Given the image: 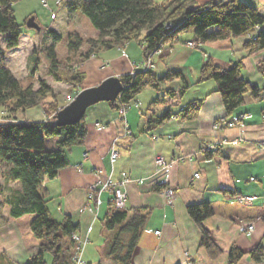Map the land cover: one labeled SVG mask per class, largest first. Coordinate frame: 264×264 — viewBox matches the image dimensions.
Here are the masks:
<instances>
[{
  "label": "crops",
  "instance_id": "1",
  "mask_svg": "<svg viewBox=\"0 0 264 264\" xmlns=\"http://www.w3.org/2000/svg\"><path fill=\"white\" fill-rule=\"evenodd\" d=\"M196 1L204 4L211 0ZM243 1L258 6L264 14V0ZM187 33L188 36L182 35L180 42L159 55L162 63L157 64L154 71L157 75L162 76L168 70L183 73L182 77L160 84L157 90L162 91L165 103L152 105L155 94L151 100L139 94L135 101L139 118L133 117L132 112L127 115L131 107L125 117H121L106 101L92 105L84 116V142L74 144L67 151L69 163L56 178L43 183L52 216L61 220L69 214L79 224L77 233L85 241L81 264H115L107 256L106 233L102 226L115 190L100 192L97 205L89 197L97 172L118 183L117 187L125 193L126 207L149 210L146 228L131 264H227L233 245L245 251L238 264H264V261H253L249 254L250 249L264 242V148L260 147L264 141V100L257 102L247 95L245 103L233 113V118L245 117L239 120V125L229 126L223 122L226 110L220 92L216 91L217 82L213 79L198 82L208 58L223 68L242 60V76L264 87V75L259 69L264 49L250 54L244 47L248 35L201 43L203 53L197 54L186 46L188 38L196 40V36L193 30ZM118 49H125L124 55L118 51L116 57H109L101 50L102 56L98 52L84 61L80 70L87 75L85 87L112 75L131 73L144 59L140 44L131 42ZM166 54L168 56L162 57ZM104 63L108 67L103 69ZM90 78L93 81L88 83ZM190 91L193 93L187 101L205 97L196 119L187 121L173 116L154 129L148 128L146 122L152 114L163 112L166 106L177 112L187 102L185 97ZM46 117L42 105L15 116L18 120L37 122ZM216 123L218 127L214 126ZM207 145L219 148L213 158L205 156ZM113 148L119 153L114 161L111 159ZM157 155L164 156L170 163L168 170L158 171ZM3 167L8 169L9 166L0 164V172L6 175L0 182L3 185L1 198L5 196L0 200V264H27L39 251L40 242L30 228L32 214L20 218L10 216L9 202L20 196L22 187ZM124 172L129 179L122 183ZM195 173L199 176L195 177ZM164 177L169 178V185L175 190L171 201L158 189ZM240 195L259 198L253 204H244L238 200ZM204 201L211 202L215 210L204 224L224 249L217 259H211L200 247V227L187 210L189 205ZM245 221L255 223L252 235L241 231V223ZM47 260L50 264L51 256H47Z\"/></svg>",
  "mask_w": 264,
  "mask_h": 264
},
{
  "label": "trees",
  "instance_id": "2",
  "mask_svg": "<svg viewBox=\"0 0 264 264\" xmlns=\"http://www.w3.org/2000/svg\"><path fill=\"white\" fill-rule=\"evenodd\" d=\"M68 5L70 11L84 13L98 31L97 36L87 39L78 32L70 34L68 48L77 56L79 54L82 61L101 50L122 48L133 41L141 45L146 57L163 44L171 49L181 41L182 34L190 30L196 36V40L192 41H197L198 46L209 41L249 35L244 47L250 54L264 49V14L258 6L243 0H211L204 4H198L196 0H71ZM49 32L54 37V43L46 47L51 78L38 75V82L24 85L7 65L8 52L16 49L20 43L22 24L16 18L14 0H0V34L5 36L6 42L5 48L0 46V107H7L9 112L6 119L0 120V164L9 166L6 172L22 187L20 196L9 202L10 216L20 218L33 215L30 228L40 245L39 251L27 264H48L47 256L52 258L50 264H73L76 243L72 235L78 231L79 224L69 214H65L61 220L52 216L43 183L58 176L59 171L69 163L67 151L85 140V117L80 123L60 126L56 123L55 115L67 104L60 100L64 86L69 84V87L75 88L85 81L87 75L82 70H68V75L61 73V58L56 43L62 36L53 28ZM39 66L40 58L37 56L33 75L37 76ZM243 67L242 60L223 68L208 58L201 68L198 82L209 79L217 82L216 91L220 92L226 110L223 122L236 119L233 113L245 103L247 95L257 102L264 100V87L245 79L242 76ZM259 69L264 75V59L259 63ZM182 76L180 70H168L159 76L154 70L138 68L134 73L121 75L123 90L114 102L108 103L120 114L119 109L131 107L144 88L158 89L162 82ZM169 92L175 93L173 89H169ZM204 101L205 97L193 98L177 112L171 106H166L163 112L154 113L147 119L148 128L154 129L173 116L192 121L198 117ZM162 103H165L164 97H156L151 104ZM39 105H44L47 116L44 121L12 118L18 111ZM43 134L60 137L55 148H46ZM208 146L204 148V153L210 159L219 152V148L209 149ZM165 187L158 185L160 191H164ZM2 193L3 185L0 183V196ZM187 210L200 227V247L206 250L211 259H217L224 249L204 224L215 213L213 204L204 201L189 205ZM148 218L147 208H120L110 201L102 226L106 233V253L113 263H132ZM262 219L264 221V213ZM244 254L243 249L233 245L229 249L227 264H238ZM249 254L253 261H264V242L250 249Z\"/></svg>",
  "mask_w": 264,
  "mask_h": 264
},
{
  "label": "rangeland",
  "instance_id": "3",
  "mask_svg": "<svg viewBox=\"0 0 264 264\" xmlns=\"http://www.w3.org/2000/svg\"><path fill=\"white\" fill-rule=\"evenodd\" d=\"M47 1L49 2L50 9L42 4V0H14V9H15L16 18L18 22L22 24L23 34L20 38V43L18 47L8 52L7 65L12 70L14 75L17 78H19L24 85H29L31 83L38 82V75L49 76V60L47 56L46 47L54 43V37L49 32L50 28L57 30L62 36L61 40L56 43V49L59 57L61 58L60 71L63 75L65 74L68 75L67 74L68 70L69 71L80 70L82 64L84 63V61H82L79 54L77 56V53L70 52L68 48L70 34L73 32H78L82 37L87 39L90 37L97 36L98 33L97 29L94 27L90 19L84 13H82L79 10L70 11L68 3L71 0H62V4H56L57 0H47ZM157 1L165 2L166 0H157ZM32 15L36 17L37 22L41 25L42 27L41 31H36L27 26V20ZM182 35L188 36V33L187 34L183 33ZM188 39H189L188 41L193 40L191 38ZM132 43L139 46L138 42L133 41ZM0 46L3 48H5L6 46L5 36L3 34H0ZM186 46L193 48V50L196 51L197 54L203 53L202 47H200V45L191 47L189 42H186ZM86 48L87 46L84 47V49ZM166 49L167 48H164L162 50V53ZM118 51L121 50H119L117 47L108 50L104 49V52H107L106 54L109 57H116V55L119 54ZM125 51H126L125 49L122 50L121 54L124 55ZM162 53L161 52L153 53L144 57L143 61L139 64V66L136 67L135 70H133V72L131 73H134L138 68L142 70L156 71L157 64L162 63V60L159 58V55ZM99 55L100 56L103 55L102 51H99ZM37 56L40 58V66H39L38 74L37 76H35L32 74V70L35 66V59ZM105 64L107 63H104V65ZM104 65L102 64L103 69L105 67H108V65L105 66ZM91 81H93L92 78L89 79L88 83H90ZM84 83L85 81L82 82L81 85L75 88L69 87V89L67 88V85H65L64 86L65 90L61 91L60 100L62 102H67V104L71 102L76 95V94L75 95L72 94L85 88ZM191 93L193 92L190 91L187 94L188 96L185 97V101L190 99ZM69 94L72 95L71 96L72 99L68 98V96H70ZM154 94H155V98L163 97L162 91L153 89L152 87L149 86L144 88V90L140 93L141 97L143 96L144 98L147 96L150 97V100L152 99V95ZM42 106L44 108V105ZM142 109L144 112H147V109L145 110L144 106H142ZM129 112H132L133 117L139 118V114H138L139 111H138V106H136V102L132 103L128 113L126 111L127 115L129 114ZM18 114H23V111H18L14 113V115H12V118H15V116ZM7 116H9L7 107H0V120L6 119ZM216 124H214V126H216ZM59 138L60 137L58 136L44 135L46 148L47 149L55 148L56 142ZM260 147L264 148L262 144L260 145ZM2 169L5 170L6 172L5 167H3ZM5 178L6 175L0 172V182H3ZM96 180L97 177L95 178L94 182H96ZM1 196H0V200L5 198V196L3 198H1ZM52 208H54L53 205ZM53 213L55 215L56 211H54Z\"/></svg>",
  "mask_w": 264,
  "mask_h": 264
},
{
  "label": "built area",
  "instance_id": "4",
  "mask_svg": "<svg viewBox=\"0 0 264 264\" xmlns=\"http://www.w3.org/2000/svg\"><path fill=\"white\" fill-rule=\"evenodd\" d=\"M58 4H62V0H57L56 1ZM42 4L50 9L49 2L47 0H42ZM169 26H172L170 24ZM189 44L191 47H195L198 45L197 41H189ZM165 48L164 44L161 46V48L157 51H153L150 54L153 53H162V50ZM149 54V55H150ZM68 98L72 99L71 96ZM71 101V100H70ZM128 107L124 106L121 109H119L120 115L122 117L125 116V113L127 111ZM245 117V115H242L238 119H235L232 122H228L227 124L230 126H235L236 124L239 125V120ZM225 121V119H224ZM226 123V122H224ZM100 126V124H98ZM219 124H216L215 127H218ZM129 132V130L127 131ZM261 144L264 146V141L261 142ZM209 149L216 148V145H209ZM119 156V153L113 148L111 151V159L114 161L117 157ZM155 163H156V168L159 170H168L170 167V163L166 160V158L162 155H157L155 157ZM199 173H195V177H198ZM97 180L90 186V198L94 199L96 201V204H99V193L105 190H115V194L112 198V202H114L118 207L122 208L125 206V193L118 188V183L113 182L110 178L106 177L103 175L102 172H97L96 173ZM128 175L127 173H123V180L122 183L128 181ZM163 185H166L164 188V192L168 198V200H172V198L175 196V190L173 187L169 185V178L164 177L162 180ZM259 197L257 195H240L238 196V200L244 204H253ZM241 231L245 232L248 235H252L255 231V223L252 222H242L241 223ZM157 234L160 233V231H156ZM72 238L74 239L76 243L75 247V253L73 257V264H81L82 263V252L84 248L85 241L82 239V237L76 232L72 235ZM187 264H190L189 262Z\"/></svg>",
  "mask_w": 264,
  "mask_h": 264
},
{
  "label": "water",
  "instance_id": "5",
  "mask_svg": "<svg viewBox=\"0 0 264 264\" xmlns=\"http://www.w3.org/2000/svg\"><path fill=\"white\" fill-rule=\"evenodd\" d=\"M27 26L37 31L42 29L34 15L27 20ZM123 90L121 77L109 76L96 85L79 90L71 102L61 108L55 115L60 126L80 123L87 110L101 101L114 102Z\"/></svg>",
  "mask_w": 264,
  "mask_h": 264
}]
</instances>
